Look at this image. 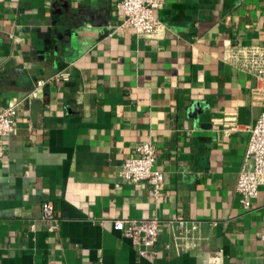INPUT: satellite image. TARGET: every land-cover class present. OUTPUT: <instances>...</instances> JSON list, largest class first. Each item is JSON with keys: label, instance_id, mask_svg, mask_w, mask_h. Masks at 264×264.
Wrapping results in <instances>:
<instances>
[{"label": "crops", "instance_id": "0c3cea01", "mask_svg": "<svg viewBox=\"0 0 264 264\" xmlns=\"http://www.w3.org/2000/svg\"><path fill=\"white\" fill-rule=\"evenodd\" d=\"M154 15L145 38L118 28L116 0H0V105L19 102L0 137V264H264V181L247 207L235 189L261 107L225 56L264 47V0H164ZM141 140L157 197L119 176ZM151 216L156 253L141 257L113 222Z\"/></svg>", "mask_w": 264, "mask_h": 264}, {"label": "built area", "instance_id": "2783aa9c", "mask_svg": "<svg viewBox=\"0 0 264 264\" xmlns=\"http://www.w3.org/2000/svg\"><path fill=\"white\" fill-rule=\"evenodd\" d=\"M163 2L164 0H116V7L123 15V21L118 28L132 27L138 36L157 37L163 25L154 15V11ZM225 56L227 61L238 70L255 78V84L250 90V99L252 104L261 107L255 123L247 126L249 137L235 187L240 202L247 207L250 200L257 195L259 185L264 181V47L255 44L231 45L227 47ZM58 79H68V73L58 71L46 80H38L36 86H41L48 80ZM18 106L19 102L0 105V137L14 132ZM155 163V144L151 140H141L135 146V153L122 161L119 176L133 182H148L150 194L157 197L164 180V173ZM40 218L48 223L49 230L56 228L58 215L49 201L41 204ZM113 223L123 236L131 238L141 257L156 253L158 223L156 216L116 218ZM178 224L182 232L187 229L186 220H178ZM181 235L177 238L185 237V234ZM259 238L264 244V232L259 233Z\"/></svg>", "mask_w": 264, "mask_h": 264}]
</instances>
